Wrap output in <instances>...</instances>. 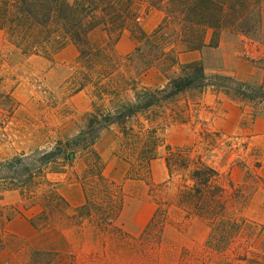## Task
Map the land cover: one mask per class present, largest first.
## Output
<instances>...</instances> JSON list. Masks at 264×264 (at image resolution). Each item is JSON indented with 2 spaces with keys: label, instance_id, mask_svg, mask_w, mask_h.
I'll use <instances>...</instances> for the list:
<instances>
[{
  "label": "rangeland",
  "instance_id": "374dc122",
  "mask_svg": "<svg viewBox=\"0 0 264 264\" xmlns=\"http://www.w3.org/2000/svg\"><path fill=\"white\" fill-rule=\"evenodd\" d=\"M147 4L134 2L133 9L145 17L150 10H146ZM160 10L162 14H152L147 21L148 32L162 21L164 11ZM108 42L109 36L104 46L89 39L93 48L108 47ZM114 47L110 52L121 70L150 86L164 83L179 70V64L201 61L208 72H225L260 87L264 85V0L262 10L253 8L239 29L224 30L218 46L198 50L178 47L179 63L171 69L158 64L143 68V56L134 51L125 53V46L119 53ZM61 50L51 58L26 56L0 29V161L23 151L49 148L57 139L76 134L84 124L92 96L88 90L69 95L70 90L64 86L80 65L79 49L73 59L69 51L65 55ZM9 96L15 100L13 107ZM197 96L188 93L179 98V105L186 100L191 103L193 116L186 122L170 121L165 136L172 146L195 145L222 172L229 216L243 223L239 234L224 240L226 248L219 247L218 233L208 246L210 224L203 217L187 214L175 202L177 183L159 185L150 196L168 218L163 224L161 219L151 223L138 237L124 234L117 224L102 230L90 218L79 221L71 204L67 216L58 215L49 224L34 225L31 219L39 221L40 204H30L19 190H9L3 203L20 212H14L0 238V263L49 264L57 253H67L72 262L87 259L100 264H264V98L234 101L211 91L199 99ZM111 139L112 131L105 130L99 146L107 148ZM164 151L151 166L157 185L168 179ZM86 159L87 154L79 153L65 174L51 175L60 181L58 187L68 186L74 198ZM147 189L143 182L128 191L142 194Z\"/></svg>",
  "mask_w": 264,
  "mask_h": 264
},
{
  "label": "trees",
  "instance_id": "16d2710c",
  "mask_svg": "<svg viewBox=\"0 0 264 264\" xmlns=\"http://www.w3.org/2000/svg\"><path fill=\"white\" fill-rule=\"evenodd\" d=\"M262 1L0 0V29L24 55L51 58L70 42L78 47L80 65L64 86L70 90L69 95L88 90L92 96L91 110L76 134L57 139L49 148L23 151L0 161V238L14 212H20L3 203L6 191L19 190L30 204H40L39 221L31 219L34 225H46L58 215H68L71 205L59 190L60 181L51 175L66 173L79 153L87 154L81 178L85 202L73 208V215L79 221L90 218L102 230L117 224L126 234L118 218L126 196L131 194L125 191L124 183L105 176V161L95 148L101 133L113 128L119 142L117 153L130 163L126 179L145 182L149 196H154L159 185L177 183L175 202L187 214L203 217L210 224L208 246L218 233L219 247L226 248L224 240L239 234L243 223L229 216L228 190L221 181L222 172L195 145L168 144L165 128L170 121L186 122L193 116L188 100L179 105L182 95L201 97L212 90L234 101L255 100L264 98V85L254 87L231 74L208 72L201 61H190L179 64V70L161 85L150 86L124 73L110 50L127 29L136 40L133 54L144 57L143 68L158 64L171 69L179 63L178 47L198 50L218 46L222 32L239 29L253 8L262 10ZM134 2H147L146 10L164 11L155 29L146 32L141 28V14L133 9ZM97 27L108 34V47H91L89 34ZM9 99L13 107L15 100L12 96ZM163 149L168 179L157 185L151 166ZM165 218L167 214L162 215L160 205L157 206L152 224L159 219L163 224Z\"/></svg>",
  "mask_w": 264,
  "mask_h": 264
},
{
  "label": "crops",
  "instance_id": "0c3cea01",
  "mask_svg": "<svg viewBox=\"0 0 264 264\" xmlns=\"http://www.w3.org/2000/svg\"><path fill=\"white\" fill-rule=\"evenodd\" d=\"M157 13L162 14V11L157 8H151L149 10V13L145 17L139 18V24L142 27V29H144V31L146 32L149 31V29L146 27L147 21L149 20L152 14H157ZM107 38L108 35L102 28H94L89 34V39L92 41V43H95L98 46H104L106 44ZM122 46L126 47L125 53H130L134 51L136 47V41L132 36L131 31L127 29L124 30V32L121 34L114 48H116L119 51V53H122L121 52ZM66 51H69L71 53L70 59H73L78 55V47L72 42L68 43L64 48H62L60 54L66 55ZM210 91L218 95L223 94V93L214 92L212 90H208L205 94H207ZM106 130L112 131V139L110 144L105 149L99 146V139L102 133L105 131L104 130L101 133L99 139L97 140L95 144V148L105 161V169H104L105 176L112 181L118 183H124L125 191L131 194L126 196L124 207L118 218V222L120 223L121 227L124 229V231L128 236L138 237L141 234H143L144 231L148 228V226H150V224L152 223L158 205L147 194V191H144L142 194H140L139 192L134 193L128 191L130 188L132 187L134 188L135 185H140L142 182L129 181L126 179L130 167V163L117 153L119 142L115 130L113 128H108ZM127 184L129 188H127ZM69 189L70 188L68 186L59 187L61 194L72 206L76 207L84 204L85 194L82 184L76 183V189H78L76 198L72 196ZM59 235L65 237L67 234H59ZM64 250L71 251L72 248H64ZM84 260L78 262H72L67 253H57L56 255H54L52 261L49 264H100L92 261L89 262L87 259ZM0 264H14V263H0ZM15 264H30V263H15Z\"/></svg>",
  "mask_w": 264,
  "mask_h": 264
}]
</instances>
